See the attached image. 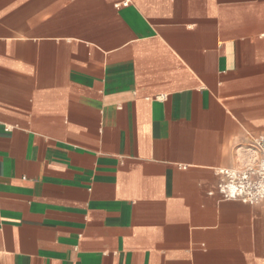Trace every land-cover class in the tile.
<instances>
[{
	"label": "crops",
	"instance_id": "0c3cea01",
	"mask_svg": "<svg viewBox=\"0 0 264 264\" xmlns=\"http://www.w3.org/2000/svg\"><path fill=\"white\" fill-rule=\"evenodd\" d=\"M123 1L0 0V264H264V0Z\"/></svg>",
	"mask_w": 264,
	"mask_h": 264
},
{
	"label": "built area",
	"instance_id": "2783aa9c",
	"mask_svg": "<svg viewBox=\"0 0 264 264\" xmlns=\"http://www.w3.org/2000/svg\"><path fill=\"white\" fill-rule=\"evenodd\" d=\"M129 0H124L127 4ZM254 153L233 166L216 168L220 176L218 191L223 198L258 203L264 199V133L253 137Z\"/></svg>",
	"mask_w": 264,
	"mask_h": 264
}]
</instances>
